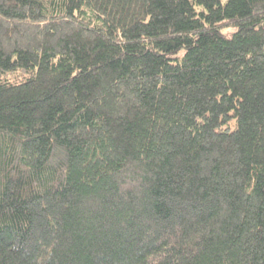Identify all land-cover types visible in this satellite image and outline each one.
Here are the masks:
<instances>
[{"label": "trees", "instance_id": "1", "mask_svg": "<svg viewBox=\"0 0 264 264\" xmlns=\"http://www.w3.org/2000/svg\"><path fill=\"white\" fill-rule=\"evenodd\" d=\"M0 264H264V0H0Z\"/></svg>", "mask_w": 264, "mask_h": 264}]
</instances>
